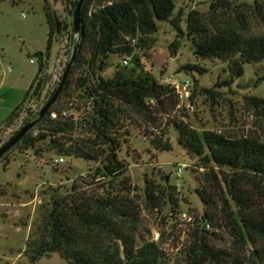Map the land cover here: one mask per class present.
Instances as JSON below:
<instances>
[{
    "label": "trees",
    "instance_id": "obj_1",
    "mask_svg": "<svg viewBox=\"0 0 264 264\" xmlns=\"http://www.w3.org/2000/svg\"><path fill=\"white\" fill-rule=\"evenodd\" d=\"M43 1L48 26L46 49L34 54L36 75L20 105L10 113L6 126L17 118L40 75L48 69L49 52L57 32L52 8L47 0ZM77 2L70 3L74 10ZM174 2L83 1L77 42L73 34L70 37L77 53L59 98L46 116L0 159L5 169L15 159H10L12 153L31 151L38 158L45 149L97 165L89 170L93 172L86 188L89 190H80L73 184L71 193L58 199L52 196L45 210L42 206L37 239L27 242L24 250L30 264L48 253L58 255L65 264H166L158 243L143 241L134 247L141 210L139 201L131 196L134 188L126 176L128 162L123 156L129 147L130 130L139 128H143V135L149 138L154 150L170 152L171 145L162 139L160 130L163 120L171 121L176 144L192 164L190 168L203 170L204 185L196 190V195L208 209L192 224L191 244L184 255L186 264H217L229 256L209 245V238L219 237L218 233L205 230L207 225H216L211 211L213 197L223 203L222 223L218 227L232 240L237 252L232 264H264V143L253 133L197 131L179 121L180 114L170 118L178 105L175 92L148 73L134 75L136 69L132 68L127 74L102 76L110 55L131 57L130 63L140 67L135 53L141 50L152 54L158 22H169L177 36L192 45L196 59L226 62L231 77H241L245 65L264 64V33H249L245 16L246 12L259 16L264 0L244 6L243 11L229 6L227 0H213L207 16L195 10L187 13L185 32L180 29L179 17H172ZM74 10L66 12L72 16ZM67 28L73 29L72 22L67 26L61 21L59 35ZM174 46L172 42L170 48ZM181 71L202 75L206 69L187 64ZM196 88L194 81L190 104ZM55 91L56 88L49 99ZM199 93L211 99L216 96L207 88H200ZM70 103L91 104V121L86 129L89 137H73L78 123L67 116L72 109ZM248 105L253 111L254 127H260V121L264 126V99L249 98ZM52 113L56 119L50 118ZM37 117L38 114L28 118L24 125ZM135 157L139 156L134 154ZM144 184L141 200L146 210L168 206L170 213H175L178 200L173 187L159 188L153 181ZM3 195L0 189V196ZM162 238L163 234L158 240ZM244 252H248L247 258H243Z\"/></svg>",
    "mask_w": 264,
    "mask_h": 264
},
{
    "label": "rangeland",
    "instance_id": "obj_2",
    "mask_svg": "<svg viewBox=\"0 0 264 264\" xmlns=\"http://www.w3.org/2000/svg\"><path fill=\"white\" fill-rule=\"evenodd\" d=\"M47 1L58 21L60 23L63 21L68 26L73 15H68L66 11L73 12L70 3L75 0ZM227 1L229 6H237L236 9L241 11L245 9L244 6H250L254 1L258 4L263 2V0ZM212 2L213 0H175L172 17H179L180 29L185 32L187 13L195 10L207 16ZM245 16L248 20L249 33H264V9L259 16L249 12H246ZM47 34L43 0H0V128H2L0 147L13 137L14 132L6 134L9 126L5 124L10 113L20 105L36 75L37 61L34 54L45 51ZM72 34L77 42L71 28H67L61 36L53 39L47 70L53 67L61 47L65 63L61 74L63 75L75 48L70 38ZM177 35V30L169 22H158L157 32L153 35L152 54L150 51L141 50L135 53L139 58L140 67L130 63L131 57L119 58L110 55L102 76L111 78L116 72L127 74L128 70L135 68L134 75L148 73L156 79L172 77L178 81L187 80L192 86L194 81H197L198 88L194 91L192 104L189 102L185 104L191 107L185 112L181 111L179 121L197 131L228 132L233 135L253 133L264 143V126H261L263 123L260 121V127H254L253 111L248 105L249 98L264 99V64L245 65L241 77H231L226 62L196 59L192 45ZM172 42L175 46L170 48ZM127 58L130 61L125 68L122 62ZM31 60L34 63H30ZM187 64L197 65L206 69V72L200 75L181 71ZM47 80L48 75L39 77L26 101H36L38 86H42ZM57 87L58 85L53 91ZM200 88L212 89L216 96L211 99L206 95H200ZM22 109L23 107L19 113ZM67 116H72L74 123H78L73 137L77 135V138H83L85 129L83 130L82 124L89 115L78 108L77 112L68 111ZM32 117L33 115L29 118ZM142 130L143 128L130 130L131 137L126 155L123 152L128 162L126 176L134 188L131 196L139 201L141 210L134 247L137 248L143 241H153L158 243L159 249L165 254L166 264H186L184 255L191 244L189 234L192 224L203 215L205 209H208L196 195V190H201L204 185L203 170L190 168L192 164L176 144L177 135L171 121L163 120L160 126L162 139L171 145L170 152L161 153L154 150ZM134 154L139 157L133 158ZM41 155L42 157L37 158L31 151L25 154L14 152L10 159H15L5 169L0 164V189L4 192V195L0 196V264H30L24 250L27 242L36 241L38 220L42 218L51 197L55 196L58 199L71 193L73 184L80 190H85L93 174L89 170L97 167L90 162L58 156L45 149ZM59 159L63 160L60 164L57 163ZM181 165H186V168L180 177H176V170ZM98 181L99 179L95 182ZM145 181H153L159 188H165L167 185L174 188V196L178 200L174 214L170 213L168 206H160L153 211L145 209L141 200ZM212 201L214 207L211 211L214 212L216 225L209 231L218 233L219 237L209 238V245L229 255L217 264H232L237 254L236 249L228 235L218 227L222 223L223 203L216 197H213ZM42 206L44 210H41ZM183 213L192 217L191 224L181 218ZM161 234L163 238L155 240L156 237L160 238ZM247 256L248 252H244L243 258ZM35 264L65 263L58 255L48 253Z\"/></svg>",
    "mask_w": 264,
    "mask_h": 264
},
{
    "label": "built area",
    "instance_id": "obj_3",
    "mask_svg": "<svg viewBox=\"0 0 264 264\" xmlns=\"http://www.w3.org/2000/svg\"><path fill=\"white\" fill-rule=\"evenodd\" d=\"M135 41H132V44H134ZM63 48L60 47L59 50V55L56 58V60L54 61V65L51 69L45 71V73H43L42 75H40V78L48 75V80L42 85V86H38V99L36 101H32L30 100L28 102V100L26 101L25 105L23 106V109L21 110V112L19 113L18 117L15 118L13 120V122L9 125V127L6 129V134H11L13 132H16L19 128H21L24 125L25 119L29 118L30 116H35L36 114H39L40 110L43 108V106L46 104V102L48 101V98L50 97V94L53 92V88L59 84L60 82V77H62V72H63V68H64V54H63ZM130 59L127 58L122 62V65L124 67L128 66ZM30 63H34L32 60L30 61ZM51 65V66H52ZM53 69V70H52ZM161 82L164 85L169 86L174 92L175 95L177 97V101H178V105L173 113L171 117H173L174 115H179L180 112L183 109H190V105L186 106L185 104L188 103V98L191 95V89H192V85L189 81L187 80H183V81H178L172 77L170 78H166V77H161ZM69 106L72 108L71 110L76 111L78 108H81V111L86 112L89 116H90V112H91V104L87 103L85 106L80 104L79 106L74 105L73 103H70ZM29 114V115H28ZM63 116L66 115V112L64 111ZM88 116V118H86V120L83 122V130L85 129V133L83 134V137H89L90 134L86 133V129L89 125L90 117ZM51 119H56V114L52 113L50 115ZM74 119V118H73ZM63 160L59 159L57 161V163H62ZM186 168V165H181L179 168H177L176 170V177H180L181 174L183 173V170ZM178 187V185L176 186V188ZM181 218L186 221L188 224H191L193 222V219L191 216L183 213L181 214ZM207 230H210V226L207 225L206 226ZM158 238L156 237L155 240H157Z\"/></svg>",
    "mask_w": 264,
    "mask_h": 264
},
{
    "label": "water",
    "instance_id": "obj_4",
    "mask_svg": "<svg viewBox=\"0 0 264 264\" xmlns=\"http://www.w3.org/2000/svg\"><path fill=\"white\" fill-rule=\"evenodd\" d=\"M84 0H78L75 11L73 13L72 17V26H73V33L78 38L79 32H80V24H81V7ZM54 19L56 24V34L59 36L60 30H61V23L58 21L56 14L54 13ZM77 53V46L74 48L71 60L66 66V69L61 77V80L58 84V87L52 97L46 102V104L43 106V108L40 110L38 117L35 120L30 121L26 125H24L13 137H11L6 143H4L0 147V159L9 151L11 150L15 145H17L21 139L35 126L37 125L48 113V111L52 108V106L56 103L57 99L59 98L65 82L67 80L69 71L73 65L74 59L76 57Z\"/></svg>",
    "mask_w": 264,
    "mask_h": 264
},
{
    "label": "crops",
    "instance_id": "obj_5",
    "mask_svg": "<svg viewBox=\"0 0 264 264\" xmlns=\"http://www.w3.org/2000/svg\"><path fill=\"white\" fill-rule=\"evenodd\" d=\"M35 77V76H34ZM34 79V78H33Z\"/></svg>",
    "mask_w": 264,
    "mask_h": 264
}]
</instances>
